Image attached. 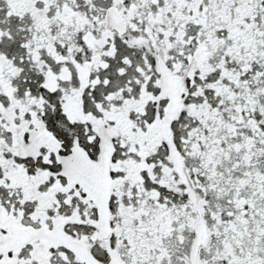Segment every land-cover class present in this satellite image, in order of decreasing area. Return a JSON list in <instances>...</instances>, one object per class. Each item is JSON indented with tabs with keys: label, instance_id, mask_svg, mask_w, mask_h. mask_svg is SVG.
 I'll list each match as a JSON object with an SVG mask.
<instances>
[{
	"label": "snow or ice",
	"instance_id": "snow-or-ice-1",
	"mask_svg": "<svg viewBox=\"0 0 264 264\" xmlns=\"http://www.w3.org/2000/svg\"><path fill=\"white\" fill-rule=\"evenodd\" d=\"M0 264H264V0H0Z\"/></svg>",
	"mask_w": 264,
	"mask_h": 264
}]
</instances>
